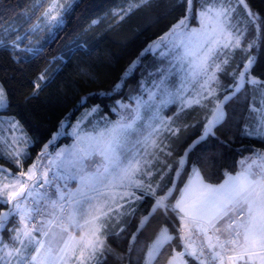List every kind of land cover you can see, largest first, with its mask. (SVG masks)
<instances>
[{
  "label": "snow or ice",
  "instance_id": "obj_1",
  "mask_svg": "<svg viewBox=\"0 0 264 264\" xmlns=\"http://www.w3.org/2000/svg\"><path fill=\"white\" fill-rule=\"evenodd\" d=\"M154 2L131 0L117 15L123 20L134 10L152 7ZM36 3L43 8L42 19L24 35L0 38V47L10 49L15 61L40 55L41 48L29 47L23 41L41 23L49 33L63 26L75 0ZM177 3L182 5L184 0ZM196 3L199 7L194 11V0H187L185 14L141 53H153L159 64L148 72V79L141 80L135 94L126 101H115L111 111L117 113V120L105 117L103 125L97 122L91 130H85L83 121L100 110L99 105L93 106L72 126L71 146L53 155L47 150L54 136L24 171L21 161L30 154L27 148L13 151V147L21 143L31 146L32 142L14 117L0 119V125L7 124L11 133V141L0 136V158L9 159L21 169L13 176L0 168V203L9 206L0 211V264H102L105 251H110L107 237L118 235L111 231L110 224L134 215L132 202L145 195L153 197L155 203L152 211L141 217L137 233L158 209L165 214L173 212L179 220L182 250L173 249L167 264H189L186 257L197 264H264V151L252 150L239 161V170L235 174L226 171L218 184L208 182L201 167L193 165L172 204L168 198L176 187L175 180L163 196L157 195L160 184L154 187L151 182L154 172L161 173V180L167 174L160 165L172 170L161 156L173 155L172 138L182 139L175 121L188 109L200 107L208 114L199 140L193 141L176 162L177 178L184 171L189 150L208 136H215L216 129L228 119L225 105L242 91L247 90L250 97L245 96L248 108L239 135L264 142V80L252 74L256 58L249 54L264 43V17L253 12L246 0H236L246 12L243 18L232 0ZM193 20L198 27L191 26ZM3 31L7 34L16 29ZM237 52L241 60H236ZM139 60L137 57L130 68L134 69ZM221 75L230 77L231 83L224 85ZM52 78L45 69L34 82L32 97L43 87L42 81ZM124 79L126 76L114 92L123 87ZM169 105H178L177 111L164 116L162 111ZM7 106V92L0 84V108ZM71 181H75L74 188ZM13 219L17 226L7 228ZM5 230L9 232L7 242ZM176 238L167 227H161L147 247L143 264H157L165 247ZM132 239H136V233Z\"/></svg>",
  "mask_w": 264,
  "mask_h": 264
},
{
  "label": "trees",
  "instance_id": "obj_2",
  "mask_svg": "<svg viewBox=\"0 0 264 264\" xmlns=\"http://www.w3.org/2000/svg\"><path fill=\"white\" fill-rule=\"evenodd\" d=\"M130 2L131 0L75 1L72 10L65 17L63 26L51 33L47 30L32 32L28 40L23 41L29 47L41 48L39 56L15 61L10 49L0 47V84L4 86L8 97V106L0 110V115L14 117L19 121L32 142L27 149L29 158L21 161L24 171L57 132L62 121L70 127L85 108L95 105H99L102 112L114 118L111 107L115 101H126L130 94H135L141 80L148 79V72L158 66L159 61L153 53L148 52L143 56L141 53L153 41L168 32L185 14L187 0H184L182 5L178 4L177 0H155L152 7L134 10L121 20L117 13L126 10ZM246 2L253 12L264 17V0ZM197 7L199 4L194 0V11ZM42 11L43 8L36 0H0V38L7 39L11 36L14 39L17 33L24 35L25 30L30 29L41 18ZM241 15L243 18L244 14ZM93 20L98 23L93 25ZM192 25L198 24L193 20ZM10 27L16 29V32L6 34L3 30ZM249 54L256 58L252 74L264 80V43ZM137 57H140V60L135 68L131 69L130 66ZM243 58L246 59V56ZM241 59L242 55L237 52L236 60ZM45 69L49 70L53 78L50 81H42L43 87L32 97L34 82ZM125 76L123 87L114 92L115 86L121 83V78ZM106 93L109 95H105ZM246 95L250 97L247 90L242 91L225 105L228 119L222 127L216 129L215 136H208L189 150L184 171L168 198L169 204L175 203L193 165L201 167V173L208 182L218 184L223 181L226 171H238L241 158L249 156L254 149L264 150V142L255 138H242L239 135L248 108ZM173 110L174 106L168 113ZM200 112H203L200 107H194L182 113L188 116L197 114L200 124L184 131L178 146H185L194 137L195 141L199 140V127H202L204 120ZM70 141L71 137L65 135L58 140L55 147ZM0 166L9 169L13 174L21 170L7 158H0ZM175 168L176 162L168 183L173 180ZM166 186L160 188L157 195L165 193ZM154 203L153 197L145 195L135 208L134 215H129L125 223L119 222L112 227V232L118 235L107 237L106 248L110 251H105L101 258L102 264H143L147 247L156 238L161 227H167L177 238L165 247L157 264H167L173 249L182 250L177 233L179 220L171 211L165 214L163 210L158 209L137 233L141 217L152 211ZM11 226L16 227L14 219L7 224V228ZM133 233H136L135 240L132 239ZM3 234L5 240H8L9 232L5 230ZM186 259L189 264H197L189 257Z\"/></svg>",
  "mask_w": 264,
  "mask_h": 264
},
{
  "label": "rangeland",
  "instance_id": "obj_3",
  "mask_svg": "<svg viewBox=\"0 0 264 264\" xmlns=\"http://www.w3.org/2000/svg\"><path fill=\"white\" fill-rule=\"evenodd\" d=\"M75 1H77V0H75ZM232 3H233V6L237 7V12H238V14H240L241 17H242L241 14L246 15V12H245V10L243 9V7H242V6H237L236 0H232ZM45 7H47V4H45ZM244 15H243V17H244ZM40 19H42V17H41ZM36 23H37V22H36ZM192 26H193V27H198V25H196V26H195V25H192ZM44 30H47V28L41 23L40 28H38L35 32H39V31L42 32V31H44ZM47 32H48V30H47ZM156 41H157V40H156ZM253 56H254V55H253ZM222 76H223V77H222ZM220 79H221L222 82H224V83H226V84H230V83H231V81H229V79H231V78L228 77V76L221 75ZM224 83H223V84H224ZM218 94H219V93H218ZM173 106H174V110H173V112L168 113V110H169L171 107H173ZM92 107H93V106L88 107V108H85V109L82 111V113L78 116V118H77V119L71 124L70 127H67V126H66V124H67L66 122H64V124H61L60 128L57 130V132H55V134H53L52 138L50 139V140H52L54 136L56 137L54 143H53L52 145L49 146V148H48L47 151L53 153V155H54V154H55L57 151H59L60 149L65 148V147H67V146H71V145L73 144V142H74V138H73V136L71 135V133H72V126L76 124L77 120L81 118L82 114H84V113L86 112V110L91 109ZM177 107H178V105H169L168 107H166V108L163 109L162 114H163L164 116H173V113H175V112L177 111ZM2 109H4V108H0V110H2ZM99 109H100V107H99ZM201 109H202L203 112H200V113H201V115H203V118H205V115L208 114V113H207V109H204V108H201ZM169 112H170V111H169ZM113 113L115 114V117H114V118L111 117L108 113H104V112H102L101 109H100L99 112L93 113L91 116H89L87 119H85V120L83 121L82 127H84L85 130H91V129H92V126H93L94 124H96L97 122H99L101 125H103V122H104V121H103V118H105V117H106L108 120L115 121V120L118 119V115H117L116 112H113ZM196 113H197V112H196ZM197 116H198L197 114H193L192 116H188V115H185V114H182V113L180 114L179 118L176 119V121H175V125H174V126H179V127L181 128L180 136H182V135H183V132L186 131L187 129H190V128L195 127V126H199L198 124H200V119H199ZM189 117H192V119L189 118ZM8 118H9V117H1V115H0V119L7 120ZM10 118H12V117H10ZM203 123H204V120H203ZM184 125H189L190 127H188L187 129H185V128H184ZM199 129H200V132H201V135H202V127H199ZM22 130H23L24 133H26L25 130L23 129V127H22ZM58 133H62V134H61V135H57ZM18 134H19V133H17V135H18ZM26 134H27V133H26ZM65 135L70 136V137H71V141L68 142V143H64V144H62V145L59 146V147H55V146H57L56 144H57L58 140H59L61 137L65 136ZM0 136H3V137H5V138H7L9 141H11V133H10L9 130H8V126H7V124L0 125ZM27 136L29 137L28 134H27ZM29 138H30V137H29ZM195 138H196V137H194V138L191 140L190 143L186 144L185 146L180 147V146H178V142H179V140H177L175 137H173L172 140H171V145H172V149H173V155H172L171 157H164V156H161V159H162V160H165L167 164H171V165H172V170H173L174 163L177 162V160L179 159V157L182 156V155L184 154L185 149H187L188 146H189L190 144H192L193 141H195ZM30 140H31V138H30ZM47 143H48V142H47ZM23 148H27V149H28V146L25 145V144H23V143H21V144L15 145V146L13 147V151H15V150H17V149H23ZM262 151H264V150H262ZM7 155H8V151H7V149H5V156H7ZM241 159H242V158H241ZM241 159H240V160H241ZM35 160H36V158H35ZM35 160H34V161H35ZM185 164H186V163H185ZM160 167H161L162 172H166L167 174L164 175V178L161 180V179H160V175H161V173L154 172V175H153V177L151 178V182H152V184H153L154 187H155V185H156L157 183L160 184V188H162V187H164L165 185H167V186L165 187V193H166V192H167V189L172 187V183H170V182L168 183V178H169V176H170V172H171L172 170L169 171V170H168L166 167H164L163 165H160ZM0 168H3V167L0 166ZM3 169L8 170V172H10L13 176L19 174V173H17V174H13V173H12L11 171H9V169H7V168H3ZM26 170H27V169H26ZM26 170H25V171H26ZM238 170H239V168H238ZM232 174H235V173H232ZM173 180H175V184H176L177 181L179 180V178L176 177L175 170H174ZM4 182H7V181H4ZM146 182H147V181H146ZM167 183H168V184H167ZM220 183H221V182H220ZM70 187H73V188L75 187V181H71V182H70ZM160 188L157 189V194H158V191L160 190ZM173 191H174V190H173ZM165 193H163V194H161V195H159V196H163V195H165ZM138 194H139V193H138ZM179 195H180V194H179ZM178 197H179V196H178ZM169 198H170V197H169ZM138 204H139V201H133L132 204H131V207L136 208V207L138 206ZM7 207H9V206L4 205L3 203H0L1 211H6V210H7ZM125 208H126V209L129 208V205L126 204V205H125ZM127 217H128V216L123 217V218L120 220V222L125 223V222H126L125 219H126ZM14 222H15V224H16V220H15V219H14ZM114 224H115L114 221L110 224V229H111V231H113V228H112V227L115 226ZM16 226H17V224H16ZM9 228H10V229H11V228H14V226H11V227H9ZM3 237H4V234H3ZM4 240H5V238H4ZM5 241L7 242V240H5ZM91 264H95V261L91 262Z\"/></svg>",
  "mask_w": 264,
  "mask_h": 264
},
{
  "label": "crops",
  "instance_id": "obj_4",
  "mask_svg": "<svg viewBox=\"0 0 264 264\" xmlns=\"http://www.w3.org/2000/svg\"><path fill=\"white\" fill-rule=\"evenodd\" d=\"M114 223L117 224L115 221H114ZM115 224H114V225H115Z\"/></svg>",
  "mask_w": 264,
  "mask_h": 264
}]
</instances>
